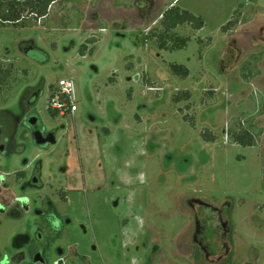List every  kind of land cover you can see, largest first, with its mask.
Wrapping results in <instances>:
<instances>
[{"label": "rangeland", "instance_id": "1", "mask_svg": "<svg viewBox=\"0 0 264 264\" xmlns=\"http://www.w3.org/2000/svg\"><path fill=\"white\" fill-rule=\"evenodd\" d=\"M154 1L152 13L142 16L134 0H57L46 18H27L24 29L1 28L6 75L0 105L16 111L23 88L45 80L38 110L46 125L66 130L44 160L58 164L60 156L69 162L81 155L92 182L116 179L121 200L145 210L138 221H147L144 238L158 245L157 264L218 263L195 248L194 215L184 203L190 197L216 207L228 201L232 254L226 260L264 264V0ZM173 2L202 18L204 29L180 51L141 45L139 38ZM236 12L238 25L224 35L222 27ZM30 45L37 48L27 54L23 49ZM170 64L187 67L190 76L172 75ZM61 80L74 84L77 111L52 120L48 100ZM182 93L189 99L176 102ZM242 129L252 135V147L233 142L231 132ZM80 172L72 169L78 177ZM94 195L91 204L105 213L99 237L107 239L118 224L105 195ZM79 213L84 215L83 203ZM122 230L129 237L142 233L130 224Z\"/></svg>", "mask_w": 264, "mask_h": 264}, {"label": "flooded vegetation", "instance_id": "2", "mask_svg": "<svg viewBox=\"0 0 264 264\" xmlns=\"http://www.w3.org/2000/svg\"><path fill=\"white\" fill-rule=\"evenodd\" d=\"M134 4L142 16L150 15L156 5L154 0H134ZM36 48L30 45L23 50L29 54ZM45 92V80H39L20 92L16 111L7 103L0 105V264H122L123 259L125 264H157L154 256L158 245L144 238L147 221H138L145 210L134 205L130 209L121 200L116 179L107 183L106 177L98 176L92 182L86 177L81 155L78 161L73 157L69 162L60 156L58 164L44 160L66 130L65 125L50 127L44 122L38 104ZM52 136L56 137L55 145L46 143ZM32 151L36 154L26 158ZM67 155L71 153L67 151ZM78 167L81 177L72 173ZM72 180L78 184L70 183ZM91 193L96 198L105 195L102 199L109 207L110 219L118 224L107 239L99 237L105 213L99 204H91ZM81 203L83 216L79 213ZM184 203L194 215L197 252L207 259L216 257L218 263L225 260L222 264H231L226 260L232 254L226 241L232 228L230 203L216 207L195 197ZM128 224L142 233L124 236L122 229ZM105 241L113 255L105 251Z\"/></svg>", "mask_w": 264, "mask_h": 264}, {"label": "trees", "instance_id": "3", "mask_svg": "<svg viewBox=\"0 0 264 264\" xmlns=\"http://www.w3.org/2000/svg\"><path fill=\"white\" fill-rule=\"evenodd\" d=\"M57 0H0V29L6 27H14L24 29L28 27L27 18L35 17L36 20L44 19L48 16L49 10ZM161 21L146 35H142L139 40L141 45L148 43H156L157 48L161 51L170 52L185 49L196 32L201 31L205 27V21L188 11L181 10L179 7L170 6L165 9L160 16ZM239 12L235 13L233 20H230L226 26L222 27L224 35H230L233 29L238 25ZM186 30V34H182ZM192 34H188L187 31ZM203 44V40L199 39ZM170 73L176 77L186 80L190 76V70L178 64H170L168 66ZM5 71L0 68V87L4 85ZM246 76V75H245ZM250 75L246 77L249 78ZM52 88V87H51ZM53 92L49 99L54 97ZM189 99L188 93H182L175 99L176 102ZM70 104L69 101H67ZM53 117L59 115L58 111L49 110ZM233 142L243 146L252 147L254 139L245 130L231 132Z\"/></svg>", "mask_w": 264, "mask_h": 264}, {"label": "built area", "instance_id": "4", "mask_svg": "<svg viewBox=\"0 0 264 264\" xmlns=\"http://www.w3.org/2000/svg\"><path fill=\"white\" fill-rule=\"evenodd\" d=\"M73 93L74 84L72 81L61 80L57 85V90H55L54 97L48 100L47 111H58L59 115L62 117L74 115V113L77 111V106L74 103ZM67 101H69L70 104H68Z\"/></svg>", "mask_w": 264, "mask_h": 264}, {"label": "water", "instance_id": "5", "mask_svg": "<svg viewBox=\"0 0 264 264\" xmlns=\"http://www.w3.org/2000/svg\"><path fill=\"white\" fill-rule=\"evenodd\" d=\"M138 79H139V78L137 77L136 80H138ZM128 81L131 82L132 79L129 78ZM39 97H41V96H39ZM46 143H49V144H51V145H55V144L57 143L56 137H55V136H54V137H53V136H52V137H49V138L46 140Z\"/></svg>", "mask_w": 264, "mask_h": 264}, {"label": "crops", "instance_id": "6", "mask_svg": "<svg viewBox=\"0 0 264 264\" xmlns=\"http://www.w3.org/2000/svg\"><path fill=\"white\" fill-rule=\"evenodd\" d=\"M174 4H175V2H173L170 6H175ZM170 6H168V8H169ZM165 9H167V8H165ZM165 9H164V10H165ZM164 10H162L161 13H162ZM161 13H160V14H161ZM160 14H159V15H160ZM203 29H204V28H203ZM203 29H202V30H203ZM202 30H201V31H202ZM201 31H199V32H197V33L199 34Z\"/></svg>", "mask_w": 264, "mask_h": 264}]
</instances>
